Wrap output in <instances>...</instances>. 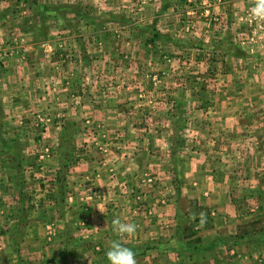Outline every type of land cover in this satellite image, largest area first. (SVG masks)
<instances>
[{"label":"rangeland","instance_id":"1","mask_svg":"<svg viewBox=\"0 0 264 264\" xmlns=\"http://www.w3.org/2000/svg\"><path fill=\"white\" fill-rule=\"evenodd\" d=\"M134 2L38 0L24 14L21 28L46 42L39 67L59 72L63 93L52 119L9 109L18 119L0 142V264H108L115 240L138 257L145 243L85 231L114 209L92 206L84 220L91 188L116 184L106 195L123 196L125 220L144 206L156 218L167 196L190 218L219 206L202 208L194 190L218 174L230 181L219 199L234 198L233 228L262 255L264 22L251 19L254 0Z\"/></svg>","mask_w":264,"mask_h":264},{"label":"crops","instance_id":"2","mask_svg":"<svg viewBox=\"0 0 264 264\" xmlns=\"http://www.w3.org/2000/svg\"><path fill=\"white\" fill-rule=\"evenodd\" d=\"M120 1L117 0L118 5ZM17 2L13 5L12 0H0V60L4 58V66L0 68V142H4L5 139L9 141L11 133L7 128L13 125V119H18V116L9 115V109L19 108L20 113H25L28 109H36L44 117L52 119L55 116L51 108L54 104L56 106L61 105L59 102H54L58 99L57 95L63 93L59 86V72L54 69L41 68L42 63L39 67V60H42L43 53L47 52L46 49H43L46 42L41 41L40 38L38 40L37 33L33 31L27 33L21 28L24 14L36 11L38 0H33L32 3L30 0H18ZM129 2L132 3L130 6L134 7L135 2L133 3V0H129ZM119 8L120 6H116L112 12L117 13ZM136 11L138 12V9ZM138 13L141 14V12ZM39 44L40 47L37 46ZM38 50L41 52L39 53ZM10 54L15 56L9 57ZM29 62L34 66H29ZM69 83L71 84L67 80L68 89L71 87ZM67 93H69L68 90ZM116 98L119 99L117 106L119 103H123L120 102L122 101L120 98L117 96ZM75 106H77L76 101L71 98L67 109L70 110ZM19 117L23 118L21 114ZM214 170H216V174L219 173L217 168ZM218 178L222 177L218 174L212 183L208 181L207 184L204 182L194 184V186L197 185L194 190L199 192L197 194V196L199 195L198 199L201 198L199 205L205 209L202 206L204 203L213 205V203L219 202L217 203L219 206H214L215 210L208 213L201 212L189 218L187 215L180 214L179 202L174 200L173 196H167L160 200V203L163 204L159 206L164 207L159 209V215L156 218L152 212L153 209L144 206L145 211L142 214L138 212L140 207L137 209V214L141 216L145 214L142 218L146 225L142 229L140 224L142 218L135 215L133 210L130 213V220L129 218L125 220V209L123 208L125 202L122 195L116 199L113 196H111L113 199H110L106 195L108 191L113 192L116 184H112L113 187L98 184L97 187L100 189L94 187L96 189L94 191L91 188L87 197L88 200L83 203L84 220L89 221L93 214L90 208L99 204L113 206L114 209L111 212L113 214L112 216L107 215V208L102 209L104 212L100 211V217H96L94 223L90 222L88 224L90 227H85V231L88 232L89 236L106 237L110 240L116 236L113 234L115 232L113 221H116L114 219H117L121 213L123 219L121 218L122 221L117 219V221L136 226L133 235L123 236L122 239L128 237L129 241L133 242L132 246L134 247L136 243H145L143 245L146 246H142L145 249L144 252L135 257L137 264H264V249L262 255H258L254 246L250 242H246V239H242L246 236V232L244 231V234L238 232L236 225L233 228V221L235 222L233 217H236V214L229 211L231 210L230 207L234 205V198L230 196L231 200L229 201L219 199L224 197V195H220L223 193L221 184H229L230 181H220ZM121 190L120 193L124 192L123 187ZM99 191L101 192L100 196L98 195ZM134 195L139 198L137 193ZM213 195L215 199L211 200L212 204L208 203L207 199H213ZM52 197L51 201H57L55 196L52 195ZM66 200L73 201L70 192H68ZM200 206L199 209L203 210ZM1 216L0 213V220ZM160 218L162 222H160ZM188 221L193 223L190 232L188 226H185ZM156 224L158 225L156 226ZM196 226H198L197 230L194 229ZM32 264H44V262Z\"/></svg>","mask_w":264,"mask_h":264},{"label":"clouds","instance_id":"3","mask_svg":"<svg viewBox=\"0 0 264 264\" xmlns=\"http://www.w3.org/2000/svg\"><path fill=\"white\" fill-rule=\"evenodd\" d=\"M251 19L255 22H264V0H254L250 8ZM101 212H104L100 209ZM114 231L119 236H131L136 231V226L131 223L113 221ZM108 264H137L135 253L129 247L124 246L119 240L112 242L106 253Z\"/></svg>","mask_w":264,"mask_h":264},{"label":"built area","instance_id":"4","mask_svg":"<svg viewBox=\"0 0 264 264\" xmlns=\"http://www.w3.org/2000/svg\"><path fill=\"white\" fill-rule=\"evenodd\" d=\"M1 61V60H0Z\"/></svg>","mask_w":264,"mask_h":264}]
</instances>
